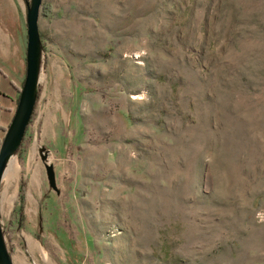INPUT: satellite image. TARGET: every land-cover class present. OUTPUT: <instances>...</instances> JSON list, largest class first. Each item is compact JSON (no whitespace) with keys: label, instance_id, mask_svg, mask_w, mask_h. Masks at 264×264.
Instances as JSON below:
<instances>
[{"label":"rangeland","instance_id":"obj_1","mask_svg":"<svg viewBox=\"0 0 264 264\" xmlns=\"http://www.w3.org/2000/svg\"><path fill=\"white\" fill-rule=\"evenodd\" d=\"M30 2L0 0V145ZM38 25L14 264H264V0H42Z\"/></svg>","mask_w":264,"mask_h":264},{"label":"water","instance_id":"obj_2","mask_svg":"<svg viewBox=\"0 0 264 264\" xmlns=\"http://www.w3.org/2000/svg\"><path fill=\"white\" fill-rule=\"evenodd\" d=\"M41 2L42 0H31L27 6L26 74L15 112L0 145V181L6 170L9 156L17 150L24 137L34 109L38 81L39 54L41 51L38 25ZM0 264H14L4 241L1 223Z\"/></svg>","mask_w":264,"mask_h":264},{"label":"bare ground","instance_id":"obj_3","mask_svg":"<svg viewBox=\"0 0 264 264\" xmlns=\"http://www.w3.org/2000/svg\"><path fill=\"white\" fill-rule=\"evenodd\" d=\"M14 162L15 161H12L11 162V164H10V168H9V170L8 171H6V172H4L5 173V175H6V186H5V189H4V192H3V194H2V202H4V203H7V204H9V202H11L12 201V192H11V196L9 195L10 193H9V188H11L10 186H11V182L14 180V166H16V165H14ZM16 169V168H15ZM31 181H30V184L29 185H31ZM11 191V190H10ZM1 202V203H2ZM16 263V262H15Z\"/></svg>","mask_w":264,"mask_h":264},{"label":"crops","instance_id":"obj_4","mask_svg":"<svg viewBox=\"0 0 264 264\" xmlns=\"http://www.w3.org/2000/svg\"><path fill=\"white\" fill-rule=\"evenodd\" d=\"M16 260H17V258H16ZM18 264H21V263H19V262H17Z\"/></svg>","mask_w":264,"mask_h":264}]
</instances>
